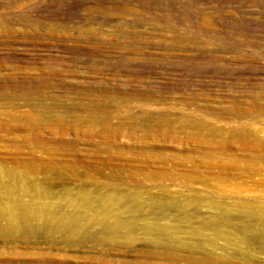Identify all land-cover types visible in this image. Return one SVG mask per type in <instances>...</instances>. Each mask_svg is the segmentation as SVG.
<instances>
[{"label": "rangeland", "instance_id": "obj_1", "mask_svg": "<svg viewBox=\"0 0 264 264\" xmlns=\"http://www.w3.org/2000/svg\"><path fill=\"white\" fill-rule=\"evenodd\" d=\"M3 183L0 264H264V0H0Z\"/></svg>", "mask_w": 264, "mask_h": 264}, {"label": "bare ground", "instance_id": "obj_2", "mask_svg": "<svg viewBox=\"0 0 264 264\" xmlns=\"http://www.w3.org/2000/svg\"><path fill=\"white\" fill-rule=\"evenodd\" d=\"M209 40L216 42V46H217L216 48H218L217 52L221 53V54L234 53V52L236 53V52H239L240 50H243L244 47H246V44L244 43V41L243 42L242 41H238V42L234 41L231 43V41H227L226 39H224V40L223 39H209ZM193 44H194V42L191 41V44L188 45L189 48L187 47V49L191 50L192 47L194 48ZM255 48L258 49L256 51L257 53H259L261 51V49L257 46V44H256ZM4 185H6V184L3 183V185L1 186V191H0V197L3 196L2 198L8 197L9 200L14 201L15 199L17 200V198L21 196V198H20V200H21V199H23V196H25L27 193V187L28 186H21L22 192L19 194H14V191L7 188L8 186L5 187ZM15 187H16V185H14L13 188H15ZM30 193L31 192H29V194ZM31 207H30V205H24L23 209L19 210V208H16L15 202H14V206H12V207L10 206L9 208L6 207V208H3L2 210H0V217L3 216L5 219V223L2 224L0 222V238L2 237V238L8 239L10 237H14V235H17V234H20V235L32 234V232L34 231L35 228H40V229H45L47 231L49 230L50 231L49 233H51V232L55 233L56 231H58V229H60V230L63 229V231L65 232L64 240L65 239L69 240V236H70V233L72 232L73 223H74V222H72L70 217L69 218L64 217L63 219H60V220L59 219L54 220L53 218H47L46 219L45 215H44V213L46 211L44 210V208L40 207V209H39V208H33V207L31 208ZM24 212H27L29 214L24 213ZM29 219L33 220L35 223L30 224L31 222L29 221ZM47 221L51 222L52 226L47 227V223H46ZM116 223H117V221L113 222V224H112L114 231L117 233H121V234L126 235L128 232L126 231V229H123L125 222L117 223V224ZM127 224H129V223L127 222ZM124 237H126V236H124Z\"/></svg>", "mask_w": 264, "mask_h": 264}]
</instances>
